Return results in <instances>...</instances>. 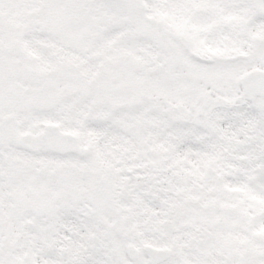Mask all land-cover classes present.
<instances>
[{"label": "snow or ice", "instance_id": "obj_1", "mask_svg": "<svg viewBox=\"0 0 264 264\" xmlns=\"http://www.w3.org/2000/svg\"><path fill=\"white\" fill-rule=\"evenodd\" d=\"M0 264H264V0H0Z\"/></svg>", "mask_w": 264, "mask_h": 264}]
</instances>
